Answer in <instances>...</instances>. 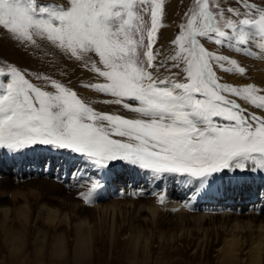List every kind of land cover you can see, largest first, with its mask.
Returning a JSON list of instances; mask_svg holds the SVG:
<instances>
[{
	"label": "snow or ice",
	"instance_id": "6c2138e0",
	"mask_svg": "<svg viewBox=\"0 0 264 264\" xmlns=\"http://www.w3.org/2000/svg\"><path fill=\"white\" fill-rule=\"evenodd\" d=\"M236 2L225 10L216 0H195L170 42L174 54L161 62L154 43L164 0H0V29L26 45L47 42L80 62L96 81L82 86L134 114L98 111L68 84L43 77L51 88L45 90L26 70L6 64L0 67V148L44 145L83 157L97 170L80 194L86 202L116 161L178 174L199 188L237 170L264 171V88L221 82L218 72L243 76L245 67L202 42L264 57V0Z\"/></svg>",
	"mask_w": 264,
	"mask_h": 264
},
{
	"label": "bare ground",
	"instance_id": "6f19581e",
	"mask_svg": "<svg viewBox=\"0 0 264 264\" xmlns=\"http://www.w3.org/2000/svg\"><path fill=\"white\" fill-rule=\"evenodd\" d=\"M90 76L95 81L86 71L84 77ZM84 77L78 81H87ZM84 95L89 101L95 96ZM119 166L104 171V186L88 202L80 194L88 192L92 180H77L73 191L55 181L30 180L65 195L60 206L42 202L41 195H32L30 202L18 189L0 192V264H103L119 257L172 264H264V199L248 194L247 175H224L199 188L168 173L162 183L123 190L112 183L120 172L132 183L145 172L127 163ZM260 174L255 184H263ZM45 251L49 261L42 257Z\"/></svg>",
	"mask_w": 264,
	"mask_h": 264
},
{
	"label": "rangeland",
	"instance_id": "374dc122",
	"mask_svg": "<svg viewBox=\"0 0 264 264\" xmlns=\"http://www.w3.org/2000/svg\"><path fill=\"white\" fill-rule=\"evenodd\" d=\"M61 2H63V0H61ZM216 2L225 10L228 7L235 8L238 6L236 0H216ZM194 6L195 0H164V13L158 25L157 39L154 43V48L160 53L158 56L159 61L165 62L167 56L174 54L175 46L170 42L175 38L179 24L186 22V13H189ZM145 19L148 22V27H150V15L145 17ZM136 23L137 21L134 19L133 24ZM202 42H204L205 46L210 50H219L222 54L237 59L240 65L245 67L246 71L243 76L235 72H218V75L222 78L221 82L238 85L253 83L258 88H264V57L258 55L256 51H254L253 55L249 56L244 53L232 51L227 45H225L223 49H220L219 46L212 42ZM166 63L170 66L172 62L167 60ZM6 64L14 65L22 71L26 70L28 74L26 78L45 90L51 91V88L45 87L47 82L43 77H51L73 87L78 95L87 100L92 107H94L92 105V103H94L95 109L98 111L134 115L128 113L119 105L103 103V101L108 100L107 97L109 98L110 96L100 94L93 89L82 86L81 82L78 80L84 77L85 72L88 70L83 68L80 62L70 60L58 50L53 49L47 42L38 41V46L31 44L26 45L18 42L7 30L0 29V67ZM173 71L176 70L173 69ZM161 73L163 75L168 74L164 68H161ZM260 75H263V78L260 77ZM37 77L41 78L37 79ZM93 80L94 79L90 76L87 78L88 82L84 80L83 84L86 85L89 82H96ZM87 91L95 95L92 101H89L88 97L84 95V92ZM240 103L248 107L250 112L256 111L257 114L260 115L258 110L248 105L245 101H240ZM122 163L124 165L126 162H113L107 170L110 171V169H115V167L119 168V164L121 165ZM47 170H49L48 173H46ZM144 172V176L140 178V180L136 183H132L129 181L130 178L127 176L126 172L122 171L119 175L114 177L112 183L123 190L128 189L130 186L138 189L143 187V185L146 186L151 184L152 181L162 183L164 179V174L156 175L148 170H144ZM237 172H239L238 174L248 176L249 179H247L245 183L248 194L258 197V200L264 199V181H261L263 184H255L254 180V177L258 178L262 175L260 173L263 172L264 174V171L242 173L237 170L235 174H237ZM96 173L97 170L89 166L83 157L68 150H55L44 145L31 146L27 149L19 150L18 152L0 148V192H10L13 189H18L25 193L30 202L34 200L32 195H41L40 197H43V200H41L42 202H49L54 204V206H60V202L65 201V195L55 193L53 190H48L47 187L45 188L41 184L30 180L47 179L55 181L58 185H62L64 190L73 191L78 186V183L92 180L90 178L94 177ZM226 175L228 179V177L233 174L229 173ZM172 177V179H174L176 175H172ZM77 180H80V182H77ZM159 188H163L161 184ZM42 257H46V261H49L50 257L47 255L46 251L44 254L42 253ZM55 260L57 261V259ZM108 262L109 264H118L119 262V264H172L162 263L156 260L154 262H133L125 257L108 259L103 262V264H108ZM97 263L102 264L99 261L89 264Z\"/></svg>",
	"mask_w": 264,
	"mask_h": 264
}]
</instances>
